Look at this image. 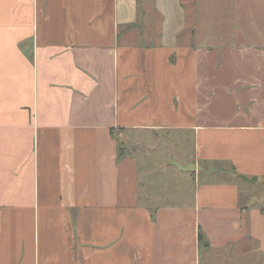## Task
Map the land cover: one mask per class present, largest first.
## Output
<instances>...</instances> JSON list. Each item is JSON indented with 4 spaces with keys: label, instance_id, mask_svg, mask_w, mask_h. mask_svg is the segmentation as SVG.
Listing matches in <instances>:
<instances>
[{
    "label": "crops",
    "instance_id": "0c3cea01",
    "mask_svg": "<svg viewBox=\"0 0 264 264\" xmlns=\"http://www.w3.org/2000/svg\"><path fill=\"white\" fill-rule=\"evenodd\" d=\"M210 20L256 45H204ZM258 44L264 0H0V264H202L263 239ZM118 129L190 135L167 200Z\"/></svg>",
    "mask_w": 264,
    "mask_h": 264
},
{
    "label": "rangeland",
    "instance_id": "374dc122",
    "mask_svg": "<svg viewBox=\"0 0 264 264\" xmlns=\"http://www.w3.org/2000/svg\"><path fill=\"white\" fill-rule=\"evenodd\" d=\"M208 22H209L208 24H205L204 33L200 36V40H199L204 42H206V40L207 42L211 40L207 44L203 43L208 47H214V48L219 47V48L230 49V47H234L235 45L239 49H241L244 47L252 48L253 45H256L251 43L252 42L251 40L253 38L251 34L247 35L243 33L242 35L237 37H234L235 33L232 34V36L231 34H225L224 30H228V32L230 31L232 32L235 29L236 31L239 30V33L242 30L247 31V28L243 27L241 21H237L238 26H234V27H232L229 24L226 27L221 26L219 25V21L217 22L214 20H210ZM145 23L148 26V13L144 4L141 13V27L139 28L140 31L142 32L149 31L151 29V28L143 27V24ZM219 39L226 40L227 42H218ZM233 39H234L233 41L234 43L232 42ZM200 43L201 42H196L190 45H194V46L201 45ZM258 45L260 46L264 44H258ZM171 131L172 130L168 129L162 132L154 131L149 134H145L142 132L140 134L133 132L123 133V131L119 129L113 131V135L114 137H116V140L118 142L120 153H123V151L126 150L127 152L129 151V153H132L130 154L132 156L133 155L137 156L140 159L145 158L153 162L152 165L146 166L145 171L147 175L143 174V179L145 181H150V182H153L152 180L155 179L157 181L156 186H158V188H160L161 185L163 186L161 187V193H159L160 189H156V194H159V196L163 197L164 201L167 200L166 197L168 195L166 194L168 191H165L164 189L165 186L167 185L169 187L168 189H170L169 191H171L172 184H174L175 182H179L176 177L174 178L173 176L168 174V172L165 169L166 166L169 165L168 155L174 154L182 157L184 151L188 153V155H190L193 148V142L190 135L187 136V139H183V143H182L181 140L177 141V139L172 138ZM155 133H157V135H155ZM138 135H144L143 137L149 136L151 140L155 139L152 140L155 143L143 145L139 143L138 139H134V141L131 140L132 143L130 145V148L127 149V145L125 143L127 140L124 141L125 139L123 137H128V136L138 137ZM146 146H149L150 148H147ZM147 152L150 155L146 154ZM255 190L256 191L251 197L252 203H254V206L258 207V209L263 207V213H264V186L258 185L257 187H255ZM263 221L259 222V226L257 223V226L260 227V231H259L260 234L263 227ZM202 264H264V236L263 239H256V240H252L250 238L246 239L242 242V244L239 247L236 248H231V249L227 248L221 251H212V252L203 251Z\"/></svg>",
    "mask_w": 264,
    "mask_h": 264
},
{
    "label": "water",
    "instance_id": "95a60500",
    "mask_svg": "<svg viewBox=\"0 0 264 264\" xmlns=\"http://www.w3.org/2000/svg\"><path fill=\"white\" fill-rule=\"evenodd\" d=\"M175 166L183 171H193L194 170V166H187V167H182L180 164H178L177 162H175ZM247 181H256V179L254 178L253 180H247Z\"/></svg>",
    "mask_w": 264,
    "mask_h": 264
},
{
    "label": "trees",
    "instance_id": "16d2710c",
    "mask_svg": "<svg viewBox=\"0 0 264 264\" xmlns=\"http://www.w3.org/2000/svg\"><path fill=\"white\" fill-rule=\"evenodd\" d=\"M112 133H113V130H112ZM120 157H121V153H120Z\"/></svg>",
    "mask_w": 264,
    "mask_h": 264
}]
</instances>
